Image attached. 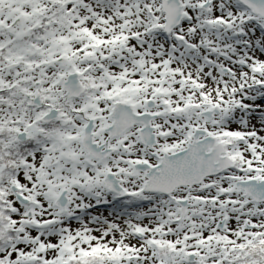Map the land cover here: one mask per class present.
Wrapping results in <instances>:
<instances>
[{
  "label": "snow or ice",
  "instance_id": "snow-or-ice-1",
  "mask_svg": "<svg viewBox=\"0 0 264 264\" xmlns=\"http://www.w3.org/2000/svg\"><path fill=\"white\" fill-rule=\"evenodd\" d=\"M0 264H264V0H0Z\"/></svg>",
  "mask_w": 264,
  "mask_h": 264
},
{
  "label": "flooded vegetation",
  "instance_id": "flooded-vegetation-1",
  "mask_svg": "<svg viewBox=\"0 0 264 264\" xmlns=\"http://www.w3.org/2000/svg\"><path fill=\"white\" fill-rule=\"evenodd\" d=\"M110 211L111 210L109 209L107 212H105L104 208H101V212L104 213V214H106V215H109L110 214Z\"/></svg>",
  "mask_w": 264,
  "mask_h": 264
},
{
  "label": "rangeland",
  "instance_id": "rangeland-1",
  "mask_svg": "<svg viewBox=\"0 0 264 264\" xmlns=\"http://www.w3.org/2000/svg\"><path fill=\"white\" fill-rule=\"evenodd\" d=\"M106 215V214H105ZM110 215V214H109ZM75 223V222H74Z\"/></svg>",
  "mask_w": 264,
  "mask_h": 264
}]
</instances>
